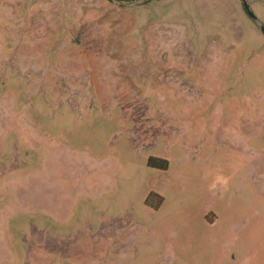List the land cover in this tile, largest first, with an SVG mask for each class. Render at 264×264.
<instances>
[{
    "label": "rangeland",
    "instance_id": "1",
    "mask_svg": "<svg viewBox=\"0 0 264 264\" xmlns=\"http://www.w3.org/2000/svg\"><path fill=\"white\" fill-rule=\"evenodd\" d=\"M140 1L0 0V264H264V32Z\"/></svg>",
    "mask_w": 264,
    "mask_h": 264
},
{
    "label": "water",
    "instance_id": "2",
    "mask_svg": "<svg viewBox=\"0 0 264 264\" xmlns=\"http://www.w3.org/2000/svg\"><path fill=\"white\" fill-rule=\"evenodd\" d=\"M147 0H143V1H140L139 3H143V2H146ZM244 6H245V9L246 11L248 12V14L258 23L259 27L261 28V30L264 32V25L261 24L258 19L256 18V16L254 15L253 11L251 10L250 8V5L249 3L247 2V0H244Z\"/></svg>",
    "mask_w": 264,
    "mask_h": 264
},
{
    "label": "trees",
    "instance_id": "3",
    "mask_svg": "<svg viewBox=\"0 0 264 264\" xmlns=\"http://www.w3.org/2000/svg\"><path fill=\"white\" fill-rule=\"evenodd\" d=\"M155 196H157V195H153V194H152L151 197H150V199L153 198V197H155ZM150 199H149L148 202H147L148 204H150ZM161 203H162V199H160L158 205H157L155 208L158 209Z\"/></svg>",
    "mask_w": 264,
    "mask_h": 264
}]
</instances>
